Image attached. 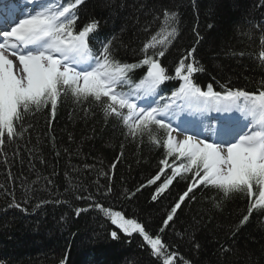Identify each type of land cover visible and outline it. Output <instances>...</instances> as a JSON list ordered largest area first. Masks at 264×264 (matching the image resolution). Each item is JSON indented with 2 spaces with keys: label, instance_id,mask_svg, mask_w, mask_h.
<instances>
[{
  "label": "snow or ice",
  "instance_id": "6c2138e0",
  "mask_svg": "<svg viewBox=\"0 0 264 264\" xmlns=\"http://www.w3.org/2000/svg\"><path fill=\"white\" fill-rule=\"evenodd\" d=\"M87 2L0 0V165L6 173L0 190L11 197L7 207L21 212L28 211L26 205L35 191L33 185L41 179L43 189L54 196L51 176L57 174L55 170L49 176L37 174L34 180L22 181L20 200L15 189L8 186L16 179L11 165L20 156L17 145L33 127L27 121L46 112L51 130L58 106L63 103H71L85 116L95 115L93 109H97L103 115L104 124L111 123L122 139L109 170L98 172L107 183L95 180V194L83 182L74 183L71 173H65V192H71L75 200L89 202L87 207L73 208L74 215L79 217L90 209L96 210L112 226L109 232L112 240L126 237L130 242L134 236L139 237V247L147 250L155 264H193L175 250L176 245L166 243L162 234L169 229L175 231L173 225L179 219L178 213L182 206L188 208L196 201L197 189L212 191L209 200L215 209L222 210L224 202L235 198L247 200L245 214L227 233L230 237L248 223L254 212L264 214V80L252 92L229 87L231 81L220 84L221 91L215 90L211 83L202 87L195 79L196 74L206 70L194 55L195 45L203 39L199 32L195 33L194 45L184 50L170 73L161 60L180 37L181 20L178 10L166 6L158 10L151 8L145 14L141 28L148 36L138 49L140 59L133 63L122 61L114 47L117 36L101 39L94 35L100 28L98 20L92 19L77 27ZM260 3L264 5V0ZM143 7L140 5L137 11ZM135 19L139 24V17ZM154 22L157 28L153 32ZM247 23L250 27L243 35L249 40H258L252 59L264 70V21ZM231 55L248 53L239 51ZM140 68L145 71L134 80L131 74ZM168 81L179 82L170 94L162 88ZM51 139L54 141L55 137ZM145 143L162 150L158 171L134 192L125 190L119 195L131 199L142 188L155 185L151 201L156 202L174 182H185L175 202L164 209L165 215L156 233L147 228V221L141 222L135 215L128 216L97 200V196L112 195V180L117 165L125 157V144H135L139 150ZM26 150L31 163L34 150ZM63 151L69 152L67 148ZM60 154L57 150L56 156ZM40 162L45 163L42 158ZM95 167L84 165L88 170ZM78 171L72 169L73 173ZM42 203L67 204L69 201L57 197ZM204 223L203 218L193 217L191 231L185 229L176 235L192 242L195 231ZM193 247L198 251L200 244L194 243ZM219 251L222 264L235 254V249L222 243ZM59 264H67V257Z\"/></svg>",
  "mask_w": 264,
  "mask_h": 264
},
{
  "label": "trees",
  "instance_id": "16d2710c",
  "mask_svg": "<svg viewBox=\"0 0 264 264\" xmlns=\"http://www.w3.org/2000/svg\"><path fill=\"white\" fill-rule=\"evenodd\" d=\"M140 5L144 6L143 10L137 11ZM162 6L178 10L181 20V35L161 60L170 73L184 50L194 45L195 33L199 32L203 39L195 45L194 55L206 70L196 74V82L202 87L211 83L217 91L222 90L220 84L229 81V87L250 92L256 90L259 81L264 80V70L252 59L258 40H249L243 33L250 27L247 21H264V5L260 0H195V3L193 0H88L77 27L89 20H98L100 28L94 35L101 39L117 36L114 47L119 58L133 63L140 59L138 49L148 36L141 28L145 14L151 8L158 10ZM137 16L139 24L135 19ZM156 28L157 22H154L152 31ZM239 51L248 55H231ZM144 71L143 68L136 70L131 74L132 78L138 80ZM178 83L168 81L162 88L170 94ZM93 112L95 115L85 116L71 103H63L58 106L51 130L46 112L29 117L27 122L33 127L25 140L17 145L20 156L11 165L16 179L8 186L15 189L16 198L20 200L22 181L34 180L37 174L49 176L55 170L57 174L51 176L55 195L50 196L43 189L44 180L41 179L39 184L33 185L35 191L26 205L28 211L21 212L7 207L11 197L0 190V264H59L65 256L67 264H155L147 250L139 247V237L134 236L130 242L126 237L112 240L109 236L112 226L96 210L90 209L79 217L74 215L73 208L87 207L89 202L75 200L71 192H65V173H71L74 183L79 185L83 182L88 191L95 194V180L99 179L100 184L107 183L98 172L109 170L122 139L119 130L114 129L111 123L104 124L101 112L97 109ZM53 136L54 141L51 139ZM64 148L69 152L65 153ZM26 149L34 150L31 163ZM57 150L61 151L59 157L56 156ZM124 153L125 157L117 165L112 180V195L97 196V200L105 206L124 211L128 216L135 215L141 222L147 221V228L156 233L165 215L164 209L175 202L184 190L185 182H174L156 202L151 201L155 185L142 188L131 199H124L119 194L125 190L134 192L157 173L162 150L147 143L139 150L135 144H125ZM41 158L45 163L40 162ZM32 164L35 165L34 170ZM85 164L96 167L88 170L84 168ZM73 168L79 171L73 173ZM5 176V169L0 165V182H5ZM196 191V201L188 208L182 206L178 213L179 219L173 225L175 231L169 229L162 234L164 241L176 245L175 250L193 264H222L221 243L235 249V254L223 264H264V214L254 212L248 223L230 237L227 233L245 214L247 200L235 198L226 201L220 210L211 205V190ZM57 197L67 199L69 203H42ZM37 204L41 206L36 207ZM193 217L203 218L205 223L197 228L194 240L189 242L187 237L181 239L176 233L185 229L191 231L189 226L193 224ZM194 243L200 244L198 251L193 247Z\"/></svg>",
  "mask_w": 264,
  "mask_h": 264
}]
</instances>
